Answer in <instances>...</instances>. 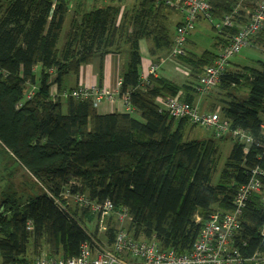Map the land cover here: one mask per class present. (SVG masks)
<instances>
[{"label":"trees","instance_id":"16d2710c","mask_svg":"<svg viewBox=\"0 0 264 264\" xmlns=\"http://www.w3.org/2000/svg\"><path fill=\"white\" fill-rule=\"evenodd\" d=\"M124 1L0 0V183L8 184L0 198L3 264L29 261L30 248L40 256L46 246L52 257L74 258L84 243L100 241L98 228L90 235L86 227L97 223L95 217L79 204L70 207L63 197L67 189L95 202L110 200L117 210L128 211V231L135 238L185 253L208 217L233 211L240 188L255 170L264 171V61H258V67L233 65L219 84L225 91L248 89L244 99L226 92L221 105L231 129L239 127L252 137L248 153L231 134L186 140L188 122L173 119L159 99L192 86H177L163 76L144 78L142 72V41L151 44L153 56L174 49L181 24L171 21L176 8L166 0H133L123 9ZM209 2L214 23L232 17L231 27H214L219 32L216 45L225 46L254 10H246L243 1L236 15L240 0ZM254 46H264V28ZM110 53L126 56L117 97L128 98L130 112L101 114L93 100L75 98L73 90L63 99L52 96L53 83L61 86L66 76H78L94 57ZM218 55H188L184 50L177 60L180 67L190 66L189 77L197 80ZM226 138L233 145L214 181L220 142ZM111 223L103 235L108 244L118 233ZM239 226L236 245L245 256L264 250L260 196L248 197Z\"/></svg>","mask_w":264,"mask_h":264},{"label":"built area","instance_id":"2783aa9c","mask_svg":"<svg viewBox=\"0 0 264 264\" xmlns=\"http://www.w3.org/2000/svg\"><path fill=\"white\" fill-rule=\"evenodd\" d=\"M243 1L240 0L235 8L236 15H238V8ZM166 2L170 4L169 6L181 11L182 20L176 30L174 49L170 52L165 63L171 59L176 60L183 53L187 37L194 30L198 18L205 19L217 29V24L212 19V6L209 0H166ZM249 14L248 24L240 27L239 32L230 38L229 44L224 46L218 58L211 65L205 67L199 80L197 94L208 85H218L231 59L240 54L243 49L254 45L256 36L264 28V0H261L254 11ZM218 24H222L223 28L231 27L233 25L232 17H228ZM157 64V67H160V61ZM157 67H151L149 73H153ZM149 73L146 71L144 78ZM119 88L120 81L115 90H110L107 87L80 85L71 92V95L78 99H91L96 105H99L104 101L114 102L117 99ZM123 102L126 110L130 112L131 105L128 98L124 97ZM159 102L167 112L176 109L177 111H173L175 115L177 112L183 116L188 114L190 117L188 120L193 125L213 129L218 137L231 134L234 138H239L240 142L244 144V152L248 153L249 147L253 143L252 137L245 130L231 129L230 120L223 118L216 111H212L206 116L199 115L197 112H192L193 107L184 105L189 103L180 100L181 104H173L170 97L159 99ZM262 132L264 134V123ZM250 178L236 195L234 210L212 213L204 222L192 249L185 253H178L174 249H164L155 240L135 238L126 227L129 224L128 220H131L128 211L126 209L117 210L110 200L94 203L95 201L92 202L82 194L71 195L67 189L63 197L92 213L101 231L106 232L109 222L116 221L118 233L113 243H99L94 240L93 243H84L80 255L74 258L64 259L40 255L41 257H36L34 260L14 264H264V250L258 249L251 256H245L236 245V236L239 234L240 228L239 216L242 214V208L246 206L248 197L250 195L260 196L264 206V171L257 169ZM260 235L264 239V228Z\"/></svg>","mask_w":264,"mask_h":264},{"label":"rangeland","instance_id":"374dc122","mask_svg":"<svg viewBox=\"0 0 264 264\" xmlns=\"http://www.w3.org/2000/svg\"><path fill=\"white\" fill-rule=\"evenodd\" d=\"M261 0H244V8L246 10H254L256 8V6L258 5V3ZM110 2V1H108ZM107 2V3H108ZM133 3V0H126L124 2H122V7L127 8V5H131ZM71 15L72 13L69 15L66 24L63 28L62 34H61V39L59 42V47L61 48L62 45L64 44L65 40H66V36L68 33V30L70 28V23H71ZM242 17L245 18V20H247L249 18L248 13H246V11L243 13H241ZM179 16H178V12L177 10L175 11V13H173L171 15V21L174 25H176L178 22ZM217 24V29H222L223 26L222 24H218V22H215ZM218 31L214 28V25L211 24L210 22L203 20V21H198L196 23L195 29L194 31L190 34V36L188 37L187 43L185 45V51L188 52V55H196V56H202L204 54L205 51H212L214 53H218L220 54V52L222 51V44L220 43L219 46L216 45L217 43V36H218ZM175 36V35H174ZM226 38V37H225ZM228 39V38H227ZM255 43V40H254ZM143 44H148V41L144 40ZM164 57L168 56L167 54H163ZM258 61H264V46H259V47H253V46H249L245 49H243L240 54H238L237 56H235L234 58L231 59V64L230 68L233 67L236 69H239L241 67L244 66H257V62ZM153 66H158L157 63L149 65L148 66V70L147 72L149 73V70L151 67ZM239 66V67H237ZM163 67V66H162ZM183 67V68H181ZM181 67L178 64V60H174L173 62H169L167 64H164V71H165V76L172 78L174 80H178L180 82H183L185 79L187 80L189 72L192 70V68L186 64H182L181 63ZM258 67V66H257ZM175 69L180 70L179 72L175 71ZM161 70V67H157V69L153 72V73H149L148 76L150 75H155L157 76L159 74ZM205 68L203 69L204 72ZM227 71V70H226ZM225 71V72H226ZM202 72V73H203ZM225 74V73H224ZM37 75L40 77V73L37 72ZM202 74H200L197 77V82L194 85V87L192 86L191 89H195L197 91V88L199 87V80L201 78ZM224 76V75H223ZM222 76V77H223ZM221 77V79H222ZM190 79V77H189ZM220 79V82H221ZM121 81V79H120ZM169 81H171L172 83H174L177 86H180V83H176L173 80L169 79ZM219 82V84H220ZM208 85L204 88H202L199 92V94H196L199 98V102H195L196 99L191 100L192 102H189V100L186 98L185 94H184V90L179 91L178 94L174 95V96H169L171 98V102L173 104L178 103L181 104L180 100L184 103H189V104H184V105H189L190 108L193 107V111L192 112H197L199 115H208L211 114L212 111H216L218 114H221L222 116V103H223V96H225L228 92L229 94H235L238 98L240 99H244L247 97L248 95V89L246 88V86H240V87H233L230 91H225L222 90L219 86L220 85ZM184 85V84H182ZM186 91V89H185ZM180 100H179V99ZM99 106V105H98ZM173 111H177L176 109H174ZM172 110H168V113L170 114V116L175 119V120H185L188 122V125L186 127L185 130V139L186 140H204L210 136H214L213 134V129H208V128H202V127H198L193 125L188 119L190 118L187 115L183 116L181 113H178L175 115L174 112ZM223 117V116H222ZM233 145V141L231 140V138H226L225 140L220 142V151H221V162L219 163V167H218V172L215 174L214 176V181H218L220 174H221V170L223 167V164L225 163L227 157L230 154L231 151V147ZM18 176V174H17ZM20 179V174L19 177H17V179ZM16 179V181H17ZM21 180V179H20ZM8 184L6 182H1L0 183V198H1V192L5 190V187ZM29 194H31V192L29 191ZM93 202V200H91ZM70 202V207H74L75 203L73 201H69ZM73 202V203H72ZM94 203H100V202H94ZM69 207V209H70ZM92 217L93 214L89 213ZM201 217L197 216V220ZM95 223V222H94ZM94 223L90 226V228L92 230H94ZM114 224H116L115 222H113ZM117 225V224H116ZM128 227V226H126ZM96 228L95 227V232H96ZM92 232V231H91ZM97 234H99V238L101 237L100 241H97L99 243H106L105 238H104V231L97 230ZM45 250L42 251L41 256H50L48 254L49 251V247L46 246L44 247ZM38 256V257H41Z\"/></svg>","mask_w":264,"mask_h":264},{"label":"crops","instance_id":"0c3cea01","mask_svg":"<svg viewBox=\"0 0 264 264\" xmlns=\"http://www.w3.org/2000/svg\"><path fill=\"white\" fill-rule=\"evenodd\" d=\"M122 8L125 9V7H122ZM177 12H178V16L180 19L177 22L180 23L181 19H182V13L180 10H177ZM203 20H205V19H203L201 17L198 18V21H203ZM150 45L151 44L149 42H148V44H145V45L143 44V41L141 42V53L143 56V59H142V72H143V74L146 73L149 65L157 63L158 59H159L161 70L157 76H163L167 79L173 80L176 83H180L181 85L187 84L189 86L194 87L197 80H193V78L189 79V76H188L187 80L185 79L183 82H180L178 80L176 81L172 78L165 76L164 64L169 63V61H167L165 63L167 56L164 57L162 55L163 53L157 54L156 56L151 55L149 53V46ZM125 63H126V56L125 55L110 53V54L106 55L103 59H101L100 56H96V57H94V59L92 60L91 63L83 65L80 68L78 76H76V75L66 76L64 78V81H63L61 86H59L56 83H53L52 88H51L52 96L53 97L58 96V97H61L63 99V98H65L64 97L65 92L74 90L80 85H84V86H88V87H97V88H106L107 87L110 90H115L118 87V83L121 79L120 78L121 77V69ZM40 69H41V67L37 66L36 71L40 72ZM175 71L179 72L180 70L175 69ZM196 79H197V77H196ZM184 94H185L187 99H191V100L196 99L195 102H199V98L195 94L193 89H191V88L187 89L184 92ZM97 110L101 114H112L115 112L123 113V112L127 111L125 108L124 102H123V98H118V97L114 102H108V101L102 102L101 104H99ZM236 129H241V128L238 127ZM213 134L215 136H217L214 132H213ZM113 222L116 223V221H113ZM130 222H131V220H128L129 224H130ZM91 224H93V223H91ZM90 226H91L90 224L86 225L87 230H88L90 235L95 232L96 226H97L98 230H100V227L97 223H94V230H92L90 228ZM100 232H101V230H100ZM104 235H106V232H104ZM100 239H101V237H100ZM140 239H142V238H140ZM36 257H38V255H36L34 253L33 249L30 248L28 251L27 258H29L30 260H34ZM0 264H3L1 257H0Z\"/></svg>","mask_w":264,"mask_h":264},{"label":"clouds","instance_id":"9594fccd","mask_svg":"<svg viewBox=\"0 0 264 264\" xmlns=\"http://www.w3.org/2000/svg\"><path fill=\"white\" fill-rule=\"evenodd\" d=\"M197 23V22H196ZM195 26H196V24H195ZM188 40V39H187ZM186 43H187V41H186ZM175 45V44H174ZM186 45V44H185ZM228 45V44H227ZM226 46V45H225ZM224 48V46H222V48H221V50ZM184 50H185V47H184ZM170 55V54H169ZM169 55L167 56V58L169 57ZM219 56V55H218ZM166 58V59H167ZM177 60V59H176ZM159 61V60H158ZM169 62H173L174 60L173 59H171V60H168ZM230 65H231V62H230V64H229V66L227 67V70L230 68ZM209 66V65H208ZM207 67V66H206ZM181 68H183V67H181ZM190 74V73H189ZM189 76V75H188ZM195 94H197V91H196V93Z\"/></svg>","mask_w":264,"mask_h":264}]
</instances>
